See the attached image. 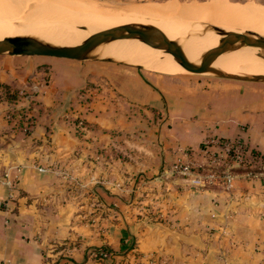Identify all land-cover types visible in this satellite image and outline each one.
<instances>
[{
    "label": "crops",
    "instance_id": "1",
    "mask_svg": "<svg viewBox=\"0 0 264 264\" xmlns=\"http://www.w3.org/2000/svg\"><path fill=\"white\" fill-rule=\"evenodd\" d=\"M46 56L0 54V264H264V169L168 170L263 150L264 82Z\"/></svg>",
    "mask_w": 264,
    "mask_h": 264
},
{
    "label": "bare ground",
    "instance_id": "2",
    "mask_svg": "<svg viewBox=\"0 0 264 264\" xmlns=\"http://www.w3.org/2000/svg\"><path fill=\"white\" fill-rule=\"evenodd\" d=\"M2 1L4 3V0ZM5 2H13L21 8L29 5L28 11L21 12V14L30 20L34 18L38 21L57 22L58 25L54 23L53 25H40L53 30L54 34L50 35L29 27L33 32L62 43H78L90 38L94 31L132 21L150 23L170 37L188 31L191 34L182 38L181 49L186 56L192 59L198 57L203 50L212 48L219 43L221 35L213 29L214 26L224 28L232 33L249 32L252 28L264 32V16L260 11L254 10L252 7L241 8L240 4H233L228 0H210L205 6L199 5L197 2L188 3L178 0L160 4L135 3L136 5L118 7L114 11L108 8L100 10L96 1L90 0H7ZM10 21L11 19L3 20L9 25H23L10 24ZM62 22L68 23L61 24ZM28 29L26 27L9 28L7 29L9 32H0V36L32 31ZM256 35L250 32V36ZM238 43L236 47L223 50L225 53L221 52L213 60L212 65L225 71L263 74L264 55L262 53L264 50L258 45ZM103 53L113 54L119 59L139 64L143 68L163 71L168 74L174 70L187 69L170 53L138 38L113 40L103 47Z\"/></svg>",
    "mask_w": 264,
    "mask_h": 264
},
{
    "label": "water",
    "instance_id": "3",
    "mask_svg": "<svg viewBox=\"0 0 264 264\" xmlns=\"http://www.w3.org/2000/svg\"><path fill=\"white\" fill-rule=\"evenodd\" d=\"M213 29L221 35L219 43L203 50L198 57L193 59L186 56L181 49L182 38L190 36V32L186 31L181 35L170 37L156 26L142 21H132L94 31L90 38L74 44L62 43L36 32L5 34L0 36V54L48 55L78 60L119 61L116 55L103 53V47L116 39L138 38L170 53L175 60L192 72L227 79L264 82V73L225 71L212 65L213 60L223 50L236 47L238 42L258 45L264 50V37L250 36L248 31L232 33L218 26H214Z\"/></svg>",
    "mask_w": 264,
    "mask_h": 264
},
{
    "label": "built area",
    "instance_id": "4",
    "mask_svg": "<svg viewBox=\"0 0 264 264\" xmlns=\"http://www.w3.org/2000/svg\"><path fill=\"white\" fill-rule=\"evenodd\" d=\"M177 153L176 160L169 166V172L184 175L194 173L191 181L198 185L220 179L226 187H230L234 178V173L231 170L232 163L242 167L254 164L259 169H264V149L253 153L242 137L222 139L215 134H210L204 139L199 148L188 150L178 147ZM195 153H201L205 160L194 157ZM204 165L209 166L208 170L206 173L200 174L198 168ZM217 165L224 166V168L217 171L213 168ZM101 255L105 257L107 252L102 251Z\"/></svg>",
    "mask_w": 264,
    "mask_h": 264
},
{
    "label": "rangeland",
    "instance_id": "5",
    "mask_svg": "<svg viewBox=\"0 0 264 264\" xmlns=\"http://www.w3.org/2000/svg\"><path fill=\"white\" fill-rule=\"evenodd\" d=\"M5 1H7V0H4V3H5L4 4V3H2L3 1L0 0V32H9V31H7V29H9V28L17 29V28H23V27L29 28L28 30H32V29H30V27H31V28H34V29H38V30L44 31V32L48 33L49 35L50 34H54V31L51 30L50 28H43L40 25H43V24L44 25L45 24L53 25V23L56 24L57 22L53 21V23H52V21H44V20L38 21V20H36L34 18L30 20V18H27V17L23 16V14H21V12L25 13L26 11H28L29 5H26L25 7L21 8L17 4H13V2H5ZM90 1H94V2L96 1L97 7L100 10L108 8V9L114 11V9H116L118 7H122V6L127 7V6H131V5H136V4H144V3H147V2H149V3H159L160 4V3H165V2L170 1V0H90ZM178 1H180V2H188V3L197 2L199 5L205 6V5H207V3H209L210 0H178ZM228 1L232 2L233 4H238V5L240 4L239 6L241 8L252 7V8H254V10L260 11L261 15L264 16V4H263L264 0H228ZM1 3H2V5H1ZM5 19H11L10 24H23V25H9L6 22H3V20H5ZM65 23H68V22H62L61 24H65ZM72 23H78V22H72ZM25 25H27V26H25ZM56 25H58V24H56ZM35 27H38V28H35ZM167 31H169V30H167ZM27 32L31 33V32H33V30L32 31H27ZM249 32H253V33L257 34V35H260V36L264 37V35H262L264 32L263 31H259L257 28H252V29H250ZM163 33L165 34V32H163ZM223 53H225V52H223ZM46 57H49V56L47 55ZM85 61H102V60H95L94 59V60H85ZM104 62L105 63H109V64H114V63L123 64V65H125L127 67L137 68L139 71H142L144 73H147V72L166 73V72H163V71L146 69V68H143L141 66L139 67V65H137L135 63L128 62V61H126L124 59L123 60L120 59L119 61H107L106 60ZM171 73L174 74V75H201V76H208L206 74L192 72V71H190L188 69L174 70ZM225 79H227V78H225ZM258 83H263V82H258ZM261 85H264V84H261Z\"/></svg>",
    "mask_w": 264,
    "mask_h": 264
},
{
    "label": "trees",
    "instance_id": "6",
    "mask_svg": "<svg viewBox=\"0 0 264 264\" xmlns=\"http://www.w3.org/2000/svg\"><path fill=\"white\" fill-rule=\"evenodd\" d=\"M252 151H253V153H256V152H259L260 150H258V149H255V148H253V149H251ZM104 251H106V252H108V249H103Z\"/></svg>",
    "mask_w": 264,
    "mask_h": 264
}]
</instances>
